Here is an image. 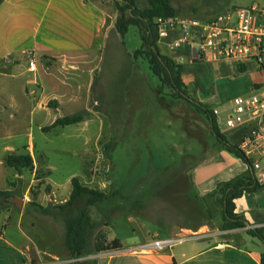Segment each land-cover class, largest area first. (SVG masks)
I'll return each mask as SVG.
<instances>
[{"label": "rangeland", "instance_id": "rangeland-1", "mask_svg": "<svg viewBox=\"0 0 264 264\" xmlns=\"http://www.w3.org/2000/svg\"><path fill=\"white\" fill-rule=\"evenodd\" d=\"M105 1L112 12L116 10L114 0ZM134 1L140 9L147 6L145 0ZM171 1L177 17L205 20L254 0ZM140 45L139 32L131 26L122 39L111 37L83 57L78 75L64 80L66 84L42 74L40 85L37 70L28 72L26 67L0 71V190L24 200L20 211L13 205L0 210V236L21 248L25 264L94 261L93 255L71 259L64 245L63 219L43 216L37 208L68 201L74 177L110 196L87 208L97 225L88 237L89 251L98 230L134 251L158 236L166 239V226L209 220L191 177L199 164L223 148L193 102L212 107L246 94L253 74L260 70L253 60L204 64L175 59L183 66L182 81L191 101L168 90L161 100L156 94L158 79L142 58H133ZM32 58L38 67L40 57ZM239 64L245 65V72H239ZM53 94L59 95L57 102L49 98ZM75 114L83 116L81 123L41 131L55 117ZM22 153L32 157L33 166L18 175L4 165V157ZM257 193L264 200V190ZM202 201L206 211L219 209L208 197Z\"/></svg>", "mask_w": 264, "mask_h": 264}, {"label": "crops", "instance_id": "crops-1", "mask_svg": "<svg viewBox=\"0 0 264 264\" xmlns=\"http://www.w3.org/2000/svg\"><path fill=\"white\" fill-rule=\"evenodd\" d=\"M107 5L105 0H1L0 71H21L26 67L30 72L28 60L40 57V65L35 64L38 83L41 85L39 76L43 74L66 84L64 80L78 75L80 60L87 59L89 52L111 37L122 39L115 28L120 14L117 10L112 12ZM84 54L86 56H78ZM58 69L62 73H58ZM253 79L250 87L264 82V70L254 73ZM58 96L53 94L49 98L57 102ZM247 170L248 166L241 160L221 150L218 156L196 167L191 183L198 196L203 197L218 183ZM257 194H245L235 201V213L242 215L247 223L243 228L221 230L223 223L217 209L216 215L198 225L164 227L166 239L181 241L162 251L137 253L119 240L121 249L91 256L92 264H260L264 243L247 234L249 229L264 227V200ZM26 259L21 248L0 236V264H25Z\"/></svg>", "mask_w": 264, "mask_h": 264}, {"label": "trees", "instance_id": "trees-1", "mask_svg": "<svg viewBox=\"0 0 264 264\" xmlns=\"http://www.w3.org/2000/svg\"><path fill=\"white\" fill-rule=\"evenodd\" d=\"M145 1L147 6L140 9L136 6L134 0H114L116 10L120 14L115 28L122 37L128 32L131 26L137 28L141 45L134 52L133 58L136 60L142 58L148 64L150 72L160 83L156 94L161 100H163V97H161L162 94L168 90V92H175L179 99L191 101L187 96L182 81L183 66L176 64L172 58L163 55L156 44L157 30L153 24L154 19L157 17H174L177 14V10L171 0ZM193 62L198 63L201 61L194 59ZM244 68L243 64L238 65L239 72H244ZM193 105L198 112L207 117L211 135L223 150L231 157L241 160L248 166V170L243 174L229 181L218 183L211 193L203 197H198L197 199H201L200 203L204 208L201 210H205L207 214L209 213V218L217 214V209L215 211H212V209L206 211L202 200L208 197L214 205L219 207L223 223L221 230L243 228L247 223L242 215L235 213V201L245 194H254L264 190V184H260L256 180L250 168V161L239 150V144L242 137L246 134V130L237 131L230 136H225L220 132L216 124L212 107L196 102H193ZM82 121L83 116L81 114H75L71 117H61L57 118L52 125L41 128V131L49 132L55 127H65L81 123ZM4 165L20 174L22 170L32 168L33 159L29 154L25 153L9 154L4 158ZM70 185V198L64 204L54 207H42L39 205L37 208L43 216L60 217L63 219L64 245L71 259H79L101 252L121 249L122 245L118 238L108 240L107 234L104 231L98 230L93 238L92 250L89 251L88 237L97 225L91 221L87 208L95 204L107 202L110 196L82 185L77 177L71 179ZM8 194L11 193L8 191H0V210L6 208V206H2L1 201ZM247 234L264 243V227L249 229L247 230ZM64 264L82 263L74 262ZM260 264H264V254L260 257Z\"/></svg>", "mask_w": 264, "mask_h": 264}, {"label": "built area", "instance_id": "built-area-1", "mask_svg": "<svg viewBox=\"0 0 264 264\" xmlns=\"http://www.w3.org/2000/svg\"><path fill=\"white\" fill-rule=\"evenodd\" d=\"M157 30L156 44L161 50L176 53L173 60H199L202 63L253 60L264 70V0L250 5L228 9L205 20L157 17L153 21ZM197 56L194 57V52ZM28 70L35 71V62L29 59ZM212 113L222 134L230 136L246 130L239 150L251 163L256 180L264 184V82L253 86L246 94L212 106ZM179 240L164 239L134 247L137 253L162 251Z\"/></svg>", "mask_w": 264, "mask_h": 264}, {"label": "water", "instance_id": "water-1", "mask_svg": "<svg viewBox=\"0 0 264 264\" xmlns=\"http://www.w3.org/2000/svg\"><path fill=\"white\" fill-rule=\"evenodd\" d=\"M1 2V0H0ZM194 52V57L197 56V53L195 51ZM2 206H10V205H13L18 211L21 210V208L23 207V197L22 196H19V195H16V194H8L6 196H4L2 198Z\"/></svg>", "mask_w": 264, "mask_h": 264}]
</instances>
